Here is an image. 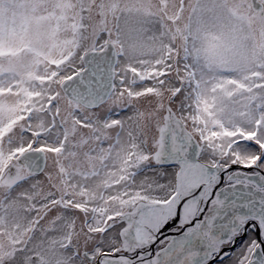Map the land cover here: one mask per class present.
I'll return each mask as SVG.
<instances>
[{"label":"rangeland","instance_id":"374dc122","mask_svg":"<svg viewBox=\"0 0 264 264\" xmlns=\"http://www.w3.org/2000/svg\"><path fill=\"white\" fill-rule=\"evenodd\" d=\"M98 1L0 0V55L25 53L21 50L37 56L69 54L77 35L84 37L88 9H97ZM105 1L104 6L115 5L107 27L122 49L115 72L123 83L97 109H81L62 96L46 106L48 126L55 117L69 129L62 142L49 133L48 146L62 145L64 165L80 160L88 162L81 164L87 168L78 174L65 171L56 184L15 186L13 207L0 217V264H86L72 258L76 244L71 236L74 224L88 230L90 207L114 200L105 222L112 225L109 217L122 216L121 200L130 210L137 195L164 196L152 183L154 173L145 170L151 152L149 116L161 119L171 109L191 123L197 140L200 129L256 131L259 124L264 134V19L253 10L252 0ZM13 70L12 83L0 84V118L23 112L22 97L31 88L19 79L35 76L18 72L17 66ZM95 118L119 123L103 130L92 122ZM73 124L79 130L70 136ZM72 195L80 201L72 203ZM51 223L57 224V237L44 242L50 232L40 226ZM9 255V262H3Z\"/></svg>","mask_w":264,"mask_h":264},{"label":"snow or ice","instance_id":"6c2138e0","mask_svg":"<svg viewBox=\"0 0 264 264\" xmlns=\"http://www.w3.org/2000/svg\"><path fill=\"white\" fill-rule=\"evenodd\" d=\"M128 71L138 73L136 68ZM104 72L98 67L81 74L73 91L97 102ZM172 119L169 109V124L159 130L160 144L147 156L152 183L166 194L137 195L130 201L133 211L119 220L109 217L112 229L118 223L119 230L110 246L97 245L85 253L89 264H264V134L259 124L256 131L200 129V139L194 140L184 129L176 135Z\"/></svg>","mask_w":264,"mask_h":264},{"label":"flooded vegetation","instance_id":"af4514ba","mask_svg":"<svg viewBox=\"0 0 264 264\" xmlns=\"http://www.w3.org/2000/svg\"><path fill=\"white\" fill-rule=\"evenodd\" d=\"M260 1L263 3L264 14V0ZM104 2L106 1L99 0L97 2V9H95L94 6L88 9L86 17L87 24H85L83 28L85 35L82 38L77 35L76 48L69 52V54L53 55L44 53L37 56L28 54L25 50H21V52L25 53L20 55L2 53V55H0V63H7L4 68L2 67V69H0V84L6 82L9 86L12 83L9 75L15 74L13 70L15 66L19 68L18 72H25L26 74L28 71H32L35 74L33 77L26 76L29 79L25 77L19 79L22 85L27 84L31 88V90L22 97L24 103L23 112L17 115L11 113L8 114L7 118H0V217L5 216L6 213H9L12 209V194L17 184L29 182L43 185L56 184L62 178L65 171L68 172V174H78L84 172L87 168L86 166H81V164L84 162L86 165L88 162L80 160L68 161V163L64 165V162L60 159V151L41 152L37 151V149L41 145L46 148L61 149L62 145L48 146V134H55L58 140L62 142L63 133H65L66 137V134L69 132V129L59 124L61 121L55 117L48 126L45 117L47 105L50 106L55 104L56 100L62 96L81 109L92 110L84 107L80 103L70 100L62 90V84L67 80L66 77H71L85 69V64L83 62L84 56L91 52L105 50L107 45L112 44L117 51L118 63L122 49L117 46L115 38L114 40L112 39L113 35L107 27L108 17L109 25L113 23V10L115 9V5L114 3H112V5L106 3L104 6ZM122 2L126 4L125 0H122ZM257 15L264 19V15H261V13ZM99 17L102 18V24H96ZM76 30L78 31V27H76ZM174 46L175 42H172L171 51H174ZM170 57L171 55H168V59H170ZM18 59H21V61L16 62ZM64 72L67 73L64 74ZM117 79L119 78L115 72L114 86L118 83ZM171 114L173 117L171 121L172 126L177 129L176 135H181L180 129H184L187 132H191L194 140H197L191 123L188 124L186 120L181 121L178 117H175L173 113ZM168 115L169 114L163 115L161 119L151 118L150 116L146 119L148 145L151 150L149 155L156 151L157 145L160 144L161 133L159 130L168 126L169 122L166 120ZM177 120L180 122L179 125L175 123ZM92 122L103 130H112L118 125L115 120L105 122L100 118H95ZM77 128V125H72V135L70 136L76 135V132L79 130V128L78 130ZM38 133L39 135H37ZM33 142L35 143L33 144ZM29 144L33 146L28 148ZM17 147L18 149L27 148L28 150L18 152ZM29 152H37L38 154L31 157H24ZM148 165L150 166V164ZM149 166H147L145 170H147ZM34 169L39 171L36 172ZM70 200L72 203L80 201V199L74 195L70 197ZM104 203H106L105 206H98L95 204L94 207H90V211H92L93 215L89 218L90 224H87L89 227L86 226L88 230L85 231L83 226L77 224L72 225L74 233L71 236V240L74 241L76 247H72L71 255L72 258L76 256L78 262L83 261V263L89 264V260L86 258L85 253L87 252L90 255L91 251L96 248L97 245L101 247L110 246L109 241L111 240V236L119 230V224H117L115 229H112V225L105 224L106 218L111 212V204L114 203V200L111 199ZM136 204L138 205L139 202L137 201ZM73 210H67L68 214H73ZM131 211H133V206L129 210L127 201L121 200L120 214H127ZM71 218L73 222L76 220L75 215H71ZM56 226V223L40 226V228L50 232L47 234L44 242L49 238L57 237L58 230H54ZM67 227L70 228V226H66V228ZM3 228L4 225H0V230ZM97 229H107L108 231H97ZM101 241L104 243L101 244ZM10 258L11 256L9 255L7 258H4L3 262H9L8 260Z\"/></svg>","mask_w":264,"mask_h":264},{"label":"water","instance_id":"95a60500","mask_svg":"<svg viewBox=\"0 0 264 264\" xmlns=\"http://www.w3.org/2000/svg\"><path fill=\"white\" fill-rule=\"evenodd\" d=\"M253 10L258 14H263V3L260 0H252ZM83 62L85 64V69L74 74L76 77L74 80H66L62 84V90L64 94L70 99L77 103H80L86 108L94 109L98 108L102 104L106 103L110 97V94L113 90L114 80H115V67L117 64V51L112 44L107 45L105 50L98 52H91L84 56ZM99 68L105 70L104 72V86L100 89L98 93V99L95 103H90L88 100L81 99L73 90L77 88L79 83V77L81 74H90L93 71H97ZM72 77V76H71ZM119 82L120 80L117 79ZM92 98H89L91 100ZM37 152H29L24 157H31L37 155ZM34 171H39L35 170Z\"/></svg>","mask_w":264,"mask_h":264},{"label":"bare ground","instance_id":"6f19581e","mask_svg":"<svg viewBox=\"0 0 264 264\" xmlns=\"http://www.w3.org/2000/svg\"><path fill=\"white\" fill-rule=\"evenodd\" d=\"M260 13V12H259Z\"/></svg>","mask_w":264,"mask_h":264}]
</instances>
